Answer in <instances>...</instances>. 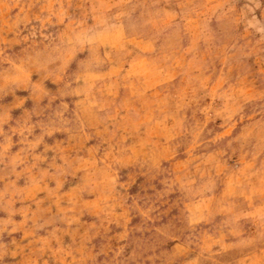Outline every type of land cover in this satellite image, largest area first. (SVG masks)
<instances>
[{"label": "rangeland", "instance_id": "374dc122", "mask_svg": "<svg viewBox=\"0 0 264 264\" xmlns=\"http://www.w3.org/2000/svg\"><path fill=\"white\" fill-rule=\"evenodd\" d=\"M0 264H264V0H0Z\"/></svg>", "mask_w": 264, "mask_h": 264}]
</instances>
